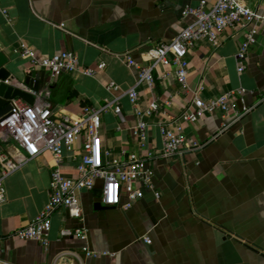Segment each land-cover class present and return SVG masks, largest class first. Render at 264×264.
Returning <instances> with one entry per match:
<instances>
[{
	"label": "crops",
	"instance_id": "0c3cea01",
	"mask_svg": "<svg viewBox=\"0 0 264 264\" xmlns=\"http://www.w3.org/2000/svg\"><path fill=\"white\" fill-rule=\"evenodd\" d=\"M199 1L0 0L2 67L19 80L32 73L31 81L47 90L55 111L73 116L86 106L114 104L120 96L123 121L110 108L101 114L102 146L110 157L159 150V126L189 108L194 92L203 99L231 92L227 114L215 111L182 122L186 139L200 146L154 158L152 190L145 189L128 209H96L99 186L81 191V219L69 217L63 208L54 211L46 245L10 236L49 201L52 158L42 152L26 161L3 180L0 264H264V25L257 27L242 71L236 54L243 29L226 28L216 47L206 40L195 44L187 54L185 88L173 75L160 77L161 67L153 71L151 88L137 85L136 70L119 56L128 52L140 61L141 52L175 37L193 19L182 10ZM239 1L264 10V0ZM22 41L39 58L67 50L83 66L103 61L105 67L95 77L80 71L52 77L20 57L16 50ZM12 82L20 86L16 79ZM109 82L119 89H107ZM134 86L142 108L151 99L170 102L147 118L143 144L132 133L133 107L121 95ZM0 149L20 155L12 142L0 143ZM74 166L65 153L63 173L75 177ZM76 227L84 228V238L59 235L62 228Z\"/></svg>",
	"mask_w": 264,
	"mask_h": 264
},
{
	"label": "built area",
	"instance_id": "2783aa9c",
	"mask_svg": "<svg viewBox=\"0 0 264 264\" xmlns=\"http://www.w3.org/2000/svg\"><path fill=\"white\" fill-rule=\"evenodd\" d=\"M5 13V10H2ZM183 16L193 19L184 26L175 37L159 42L140 54V61L135 60L128 52L119 54L128 66L137 72V85L152 87L153 71L158 67L163 70L159 76L164 78L173 75L182 88L187 86L189 62L188 50L201 40L218 46L221 34L226 28L244 30L243 40L236 54L238 70L244 69V60L249 47L255 42V33L259 25H264V10L251 9L239 0H200L195 6H187L182 10ZM17 53L29 61L31 66H41L52 77L61 73L80 71L91 77L99 75L105 67L103 61L93 66H83L77 56L67 50L38 57L35 50L26 42H20ZM35 96L33 104L15 98L9 116H0V143L12 142L20 150L19 156H13L0 149V203L5 200L3 180L10 173L22 166L26 161L42 152L52 158L49 181V201L27 225L10 233L11 237L21 240H37L46 245L51 229V216L59 208L66 210L71 218L81 219L80 192L91 191L99 186V202L106 206L128 209L143 197L145 189H153L150 163L154 158H169L199 148L197 142H189L184 133L182 122H194L205 114L220 111L229 112L231 92H224L217 97L203 99L194 92L191 106L169 124L159 126L161 147L157 151H149L145 155L129 152L120 157H110L101 141V114L106 109L123 121L119 97L114 104L106 102L102 106H86L76 115H66L55 111L47 101V90L26 88ZM107 89L117 90L118 85L109 82ZM133 107L136 122L132 133L141 144L146 139L147 118L161 108L170 105L168 100L161 104L151 99L146 107L139 106L136 86L122 91ZM163 105V106H162ZM224 124L223 127H225ZM70 153L75 161V177L66 176L62 169L65 153ZM158 196V192H155ZM59 235L84 238L83 227L62 228ZM94 252H88V254Z\"/></svg>",
	"mask_w": 264,
	"mask_h": 264
},
{
	"label": "water",
	"instance_id": "95a60500",
	"mask_svg": "<svg viewBox=\"0 0 264 264\" xmlns=\"http://www.w3.org/2000/svg\"><path fill=\"white\" fill-rule=\"evenodd\" d=\"M5 62L6 58L0 52V116H3V118L9 116V111L12 107V100L15 98H20L28 104H33L35 96L28 92L26 88L33 90L39 88L38 81L35 80L33 83L30 79V75H32V73L19 80L16 76L2 67ZM35 75L39 77V74H36V72ZM15 79L20 86L12 82ZM94 206L96 209L113 207L102 205L100 202H96Z\"/></svg>",
	"mask_w": 264,
	"mask_h": 264
}]
</instances>
